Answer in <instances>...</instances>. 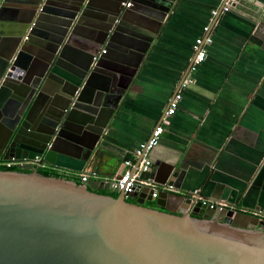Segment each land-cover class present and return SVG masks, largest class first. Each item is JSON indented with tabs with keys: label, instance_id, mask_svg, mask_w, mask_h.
<instances>
[{
	"label": "crops",
	"instance_id": "1",
	"mask_svg": "<svg viewBox=\"0 0 264 264\" xmlns=\"http://www.w3.org/2000/svg\"><path fill=\"white\" fill-rule=\"evenodd\" d=\"M63 1L50 0L41 14L42 0H0V78L18 52L22 64L34 60L42 67L53 55L60 60L57 81L40 103L23 107L0 96V137L25 110L27 136L17 141L42 147L80 86L79 102L44 164L68 180L89 174L86 185L105 191V179L122 174L123 161L149 138L180 91L177 111L150 156L157 187L169 174L178 177L165 207L185 210L189 193L199 191L236 213L264 214V0H236L217 17L206 59L186 88L180 85L192 46L221 0ZM113 19L121 22L114 37ZM102 49L106 54L93 66Z\"/></svg>",
	"mask_w": 264,
	"mask_h": 264
},
{
	"label": "water",
	"instance_id": "2",
	"mask_svg": "<svg viewBox=\"0 0 264 264\" xmlns=\"http://www.w3.org/2000/svg\"><path fill=\"white\" fill-rule=\"evenodd\" d=\"M112 21L114 37L121 22ZM20 57L18 52L7 61L0 96L19 106L36 105L49 94L51 81H57L54 66L60 60L53 55L39 67L34 60L22 64ZM47 62L52 64L50 69ZM82 90L79 86L74 91L69 113L56 120L42 147L32 149L29 143L17 141V137L27 136L21 131L27 128L21 121L25 110L20 113L16 126L7 127L8 135L0 137V160L36 157L49 165L57 130L69 121ZM21 170L29 173L0 171V264H264V222L251 215L213 211L189 199L185 210H169L164 192L158 193L150 208L145 205L152 201V191L147 188L129 197L123 192L112 197L71 180L42 177L31 164ZM167 177L162 183L172 181L174 187L176 174ZM105 191L110 190L106 187Z\"/></svg>",
	"mask_w": 264,
	"mask_h": 264
},
{
	"label": "built area",
	"instance_id": "3",
	"mask_svg": "<svg viewBox=\"0 0 264 264\" xmlns=\"http://www.w3.org/2000/svg\"><path fill=\"white\" fill-rule=\"evenodd\" d=\"M48 0H42L38 12L41 11L42 7ZM222 9L221 11H212L209 23L203 28V35L197 38L192 46L194 57L190 63L189 71L187 77L183 80L180 88H186L188 85L193 84L194 81L191 77L192 73H195L198 66H200L206 59L207 47L212 44V38L210 37L211 29L217 20V17L230 11L236 0H221ZM131 4L128 2L125 4L126 8H129ZM34 27V23L31 24L28 31H31ZM106 54V49H102L99 55L93 58V62L96 63L100 56ZM182 99L180 91L177 92L169 101L168 107L163 113V117L158 125H156L149 138L140 143L137 148L132 153V158L123 161L124 171L122 174L114 176L111 179H105V184L110 191L115 193L123 192L125 197H129L135 191L142 192L143 189H149L152 191L151 199L155 200L159 192H170L174 193L176 190L171 184H163L161 188L157 187L153 180L149 177L150 170L152 167L151 152L159 145L160 139L165 131V127L169 124L168 119L172 117L178 108V105ZM25 164H31L36 169H45L44 163H41L36 157L31 161H4L0 162L1 167L5 168H16L22 167ZM81 184L86 185L89 180V174H81L78 177ZM188 199L192 204L201 203L202 205L208 206L210 210L221 212L223 210H229L236 213L230 205L225 202H211L203 198L199 191H193L189 193ZM243 213V212H241ZM253 217L257 218L259 221L264 222V214L261 212L250 213Z\"/></svg>",
	"mask_w": 264,
	"mask_h": 264
},
{
	"label": "trees",
	"instance_id": "4",
	"mask_svg": "<svg viewBox=\"0 0 264 264\" xmlns=\"http://www.w3.org/2000/svg\"><path fill=\"white\" fill-rule=\"evenodd\" d=\"M0 171L3 172H18V173H29L27 171H21L18 168H5V167H1L0 166ZM38 174L41 175L42 177H46V178H57V179H65L68 180L66 178H64V176H61L59 174L54 173L53 171L45 168V169H40L38 170ZM71 181H74L77 183V185H81L79 180L76 179H72ZM99 194H103V195H111L112 197H116L117 194L116 193H106L105 191H100L98 192Z\"/></svg>",
	"mask_w": 264,
	"mask_h": 264
},
{
	"label": "flooded vegetation",
	"instance_id": "5",
	"mask_svg": "<svg viewBox=\"0 0 264 264\" xmlns=\"http://www.w3.org/2000/svg\"><path fill=\"white\" fill-rule=\"evenodd\" d=\"M0 162H4V161H2V160H0ZM16 168H18L19 170H21V168L20 167H16ZM34 168V167H33ZM38 170H40V169H37V172H38ZM21 171H23V170H21ZM91 190H93L92 189V187H90V186H88ZM97 192V191H96ZM106 192V191H105ZM106 193H115V192H112V191H108V192H106ZM117 194V193H116ZM129 202H133V199H129ZM147 207L149 206V205H147V204H145Z\"/></svg>",
	"mask_w": 264,
	"mask_h": 264
},
{
	"label": "rangeland",
	"instance_id": "6",
	"mask_svg": "<svg viewBox=\"0 0 264 264\" xmlns=\"http://www.w3.org/2000/svg\"><path fill=\"white\" fill-rule=\"evenodd\" d=\"M147 203H148L149 206H152V207L155 205L154 203L153 204L150 203V202H147Z\"/></svg>",
	"mask_w": 264,
	"mask_h": 264
}]
</instances>
